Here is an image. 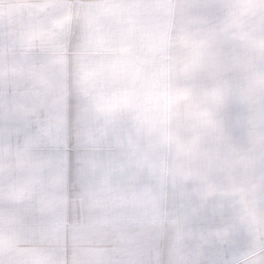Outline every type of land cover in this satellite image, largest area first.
Masks as SVG:
<instances>
[{
    "label": "snow or ice",
    "instance_id": "6c2138e0",
    "mask_svg": "<svg viewBox=\"0 0 264 264\" xmlns=\"http://www.w3.org/2000/svg\"><path fill=\"white\" fill-rule=\"evenodd\" d=\"M0 264H264V0H0Z\"/></svg>",
    "mask_w": 264,
    "mask_h": 264
}]
</instances>
